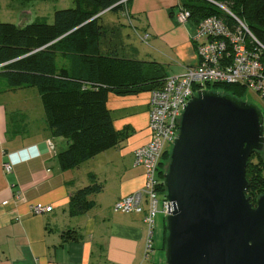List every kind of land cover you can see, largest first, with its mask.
Instances as JSON below:
<instances>
[{
  "label": "crops",
  "instance_id": "crops-1",
  "mask_svg": "<svg viewBox=\"0 0 264 264\" xmlns=\"http://www.w3.org/2000/svg\"><path fill=\"white\" fill-rule=\"evenodd\" d=\"M196 1L128 0L126 8L133 21L150 37L143 48L127 40L121 29L124 39L116 47L140 62L144 77L182 73L197 60L190 40L197 20L178 23L174 9ZM58 63L71 65L61 56ZM149 98L148 90L108 91L106 107L112 125L116 131H126V136L76 167L63 169L57 154L68 142L51 134L37 88H11L0 76V264L163 263V220L156 221L161 226L146 256L143 215L113 209L117 199L140 189L145 181L143 168L133 165V152L149 140ZM47 139L54 144L53 152ZM32 145L39 146L38 158L4 170L11 153ZM89 173L102 190L87 197L93 203L87 212L71 216L69 195L88 184ZM37 204L49 208L33 213L31 206ZM67 229L76 230L80 238L65 240ZM157 241L160 252L154 246Z\"/></svg>",
  "mask_w": 264,
  "mask_h": 264
},
{
  "label": "trees",
  "instance_id": "trees-1",
  "mask_svg": "<svg viewBox=\"0 0 264 264\" xmlns=\"http://www.w3.org/2000/svg\"><path fill=\"white\" fill-rule=\"evenodd\" d=\"M120 1L73 0V7L54 10L51 23L45 17H37L21 26L0 20V64L3 63L0 76L11 88H37L51 134L64 137L68 142L57 154L63 169L76 167L126 136V131H116L112 125L106 107L108 91H150L160 87L166 77H144L140 62L120 53L116 47L124 39L121 25L114 24L108 29L101 19L104 12L124 11L128 0L125 4ZM220 1L264 45V0H198L184 5L197 21L211 15L229 20L216 5ZM60 56L70 61V67L59 65ZM210 89L241 100L247 91L241 85L226 83H214ZM168 159L166 150L159 163L161 179ZM88 178V184L69 195L68 214L71 216L87 212L93 204L87 197L102 190L93 174L89 173ZM246 179L249 183L246 196L255 206L258 196L264 193L263 151H255L249 157ZM160 190H165L163 185ZM164 222L165 218L163 231ZM165 237L161 238L163 251ZM63 238L77 240L80 234L67 229L63 231Z\"/></svg>",
  "mask_w": 264,
  "mask_h": 264
},
{
  "label": "water",
  "instance_id": "water-1",
  "mask_svg": "<svg viewBox=\"0 0 264 264\" xmlns=\"http://www.w3.org/2000/svg\"><path fill=\"white\" fill-rule=\"evenodd\" d=\"M180 115L163 172L164 264H264V193L255 206L246 196L248 159L264 149L260 108L200 90Z\"/></svg>",
  "mask_w": 264,
  "mask_h": 264
},
{
  "label": "built area",
  "instance_id": "built-area-1",
  "mask_svg": "<svg viewBox=\"0 0 264 264\" xmlns=\"http://www.w3.org/2000/svg\"><path fill=\"white\" fill-rule=\"evenodd\" d=\"M126 1L120 2L125 4ZM216 5L230 19L211 15L197 21L190 35L196 63L185 67L180 74L167 75L160 87L149 91V140L133 152V165L143 168L145 181L140 189L117 199L113 204L115 211L143 215L147 226L146 256L153 249L156 218L159 215L166 218L168 214L169 201L165 197L163 179L158 176L159 163L162 154L172 146L178 134L180 114L191 96L200 90H212L210 87L214 83L238 84L257 96L261 103V107H258L264 119V45L226 5ZM122 15L131 24L127 8L122 11ZM174 17L181 24L192 19L190 10L181 4L174 9ZM149 37L150 34L146 31L139 34V39L144 43H147ZM2 65L3 63L0 67ZM46 144L53 152L52 141L47 139ZM3 168L9 172L12 166L5 161ZM162 185L164 191L160 190ZM48 208L38 204L31 206L33 213H40Z\"/></svg>",
  "mask_w": 264,
  "mask_h": 264
},
{
  "label": "rangeland",
  "instance_id": "rangeland-1",
  "mask_svg": "<svg viewBox=\"0 0 264 264\" xmlns=\"http://www.w3.org/2000/svg\"><path fill=\"white\" fill-rule=\"evenodd\" d=\"M202 1V0H201ZM221 4L225 5L220 1ZM73 0H0V20L6 22H12L15 24H20L21 22L28 23L33 21L37 17H45L48 23L53 21V13L56 9L73 7ZM228 8V6H226ZM104 25H107L109 29L111 25H121L122 30L125 32L127 40L131 41L134 45L145 48L143 41L139 39V34L142 32L131 16V24L128 19L122 15V13H116L114 11L104 12L101 19ZM245 101L253 103L261 107V103L257 96L250 91H246ZM171 147H168L170 151ZM255 160V158H254ZM168 163V161H167ZM258 196V195H257ZM162 219V216H158L154 223L155 233L158 232V228L161 225H157L156 221ZM162 222V221H161ZM160 223V222H159ZM166 222H164V225ZM158 227V228H157ZM166 235V230L162 232V237ZM155 248L157 252L160 243L157 241L155 243ZM164 247V245H163ZM161 255L164 256V251H161ZM164 258V257H163ZM165 258L163 260L164 264Z\"/></svg>",
  "mask_w": 264,
  "mask_h": 264
},
{
  "label": "clouds",
  "instance_id": "clouds-1",
  "mask_svg": "<svg viewBox=\"0 0 264 264\" xmlns=\"http://www.w3.org/2000/svg\"><path fill=\"white\" fill-rule=\"evenodd\" d=\"M40 150L38 145H32L27 149H22L19 152L11 153L9 155V161L12 166H16L21 163H26L31 159L38 158Z\"/></svg>",
  "mask_w": 264,
  "mask_h": 264
}]
</instances>
